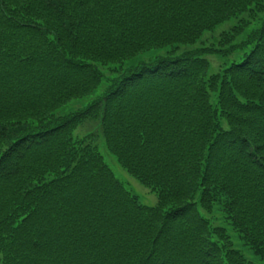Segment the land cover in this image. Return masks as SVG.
I'll list each match as a JSON object with an SVG mask.
<instances>
[{
  "label": "trees",
  "instance_id": "1",
  "mask_svg": "<svg viewBox=\"0 0 264 264\" xmlns=\"http://www.w3.org/2000/svg\"><path fill=\"white\" fill-rule=\"evenodd\" d=\"M0 264H264V0H0Z\"/></svg>",
  "mask_w": 264,
  "mask_h": 264
},
{
  "label": "rangeland",
  "instance_id": "2",
  "mask_svg": "<svg viewBox=\"0 0 264 264\" xmlns=\"http://www.w3.org/2000/svg\"><path fill=\"white\" fill-rule=\"evenodd\" d=\"M233 22H227L224 25L218 27V29L215 32L212 33H207L204 35L203 39L197 46H208L211 44H215L218 42L220 35L222 32L227 31L231 26ZM241 38H244L241 37ZM168 49H153L148 52H145L143 54H140L133 60H130L126 63L125 67H130V66H137L142 62H152L156 61L158 58L163 57L166 55V52ZM209 61L211 62V72L212 73H217L222 67L223 64L224 66H227L230 64L232 61H240V59H237L235 56H232L228 59H222L220 57L216 56H209L208 57ZM101 92L98 91L96 92L93 96H89L84 99H79L71 102L69 105H67L63 109V113H69L73 112L79 109L84 108L87 106L92 100L96 99ZM98 123L96 122H87L85 125L81 126L77 131L76 135L78 136H84L88 133H93L97 135V144L98 147L100 148L101 153L103 154L105 160L107 163L110 165L112 170L115 172L116 176L120 179L122 183L128 189H130L135 195H137L140 199V202L144 205L147 206H154L158 202L157 195L152 192L149 188L145 187L142 185L140 182H138L135 178L130 176L122 167L118 164L116 158L110 154V152L107 150L105 143L103 142V139L100 135V130L98 132ZM205 213V212H204ZM206 214V213H205ZM209 218H214V222L217 224L224 225L226 228L230 230V227L225 223L224 218L222 217V214L220 212L215 211V213H212L211 215L206 214ZM232 233L234 239H235V244L238 249H241L243 253L248 257V259L252 261H257V258L252 254L251 250L243 244L241 240L238 239V236L236 233L230 230Z\"/></svg>",
  "mask_w": 264,
  "mask_h": 264
}]
</instances>
